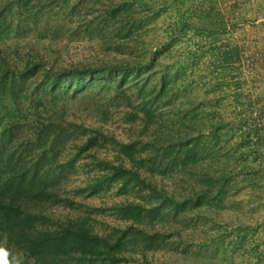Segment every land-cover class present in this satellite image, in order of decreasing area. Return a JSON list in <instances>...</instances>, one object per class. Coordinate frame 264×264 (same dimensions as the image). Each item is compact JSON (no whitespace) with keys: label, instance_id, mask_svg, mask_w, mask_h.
<instances>
[{"label":"trees","instance_id":"obj_1","mask_svg":"<svg viewBox=\"0 0 264 264\" xmlns=\"http://www.w3.org/2000/svg\"><path fill=\"white\" fill-rule=\"evenodd\" d=\"M154 8L169 39L140 60L123 47ZM224 28L214 0H0V264H233L245 228L196 241L201 209L231 188V158L249 174L245 149L261 142L231 67L237 48L216 47ZM76 35L118 41L91 60H52L45 42ZM188 36L193 49L162 64ZM202 55L207 93L234 90L230 123L192 101L186 75Z\"/></svg>","mask_w":264,"mask_h":264},{"label":"rangeland","instance_id":"obj_2","mask_svg":"<svg viewBox=\"0 0 264 264\" xmlns=\"http://www.w3.org/2000/svg\"><path fill=\"white\" fill-rule=\"evenodd\" d=\"M214 1L217 2V9L223 15L225 23V28L219 33L216 47L223 52L235 51L234 48H237L239 62L232 64L231 67L238 69L236 77L241 80L243 104L248 105L251 114L247 119V125L259 129L261 142L255 146V137L252 135L248 143L249 148L245 149L244 153L249 152L250 156L242 167L245 166L244 173L249 174L240 177L238 175L241 169L238 158V155L241 157L240 152L237 151L234 158H231L228 166V171L232 172L231 188L219 209L212 211L201 209V215L208 219H201L198 223L196 241H205L209 236L216 234L235 236V228L243 227L247 231L245 250L241 253L240 250L230 249L231 261L233 264H264V0ZM154 10H159L156 21L147 24L132 39H127L123 47L124 51L133 52L134 57H139L140 60H145L169 39L167 29L170 18L162 10L157 8ZM181 38L171 46V54H168L162 64L171 65L177 57H183L187 49H193L194 41L189 36ZM117 41L118 38L115 37L113 40L109 37L101 41L76 35L58 42L46 41L45 47L54 54L52 60L58 59L56 62L66 65L91 60L95 56L101 57V54L108 51L111 53ZM199 59L195 79L191 78L190 72L186 75L192 85L190 93L192 101L204 107L216 108L219 115L225 118L224 124L232 122L234 90L224 84V88H217L215 93L208 94L205 80L207 56L202 55ZM203 131V137L207 136L205 135L207 129L203 128ZM237 138V135L228 140L222 138L219 145L222 150L229 151L230 146L235 147L238 143ZM219 167L215 160L210 171L218 172ZM242 178L246 180L241 181ZM209 219L216 221L217 224L213 226ZM188 258L189 256L184 264H188Z\"/></svg>","mask_w":264,"mask_h":264}]
</instances>
